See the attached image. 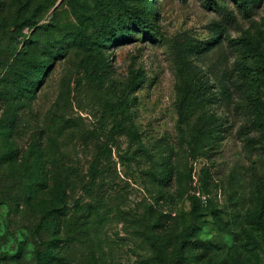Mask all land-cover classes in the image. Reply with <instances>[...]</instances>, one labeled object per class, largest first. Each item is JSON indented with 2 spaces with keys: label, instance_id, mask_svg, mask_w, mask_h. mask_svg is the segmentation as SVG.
<instances>
[{
  "label": "rangeland",
  "instance_id": "1",
  "mask_svg": "<svg viewBox=\"0 0 264 264\" xmlns=\"http://www.w3.org/2000/svg\"><path fill=\"white\" fill-rule=\"evenodd\" d=\"M243 3L0 0V264H264Z\"/></svg>",
  "mask_w": 264,
  "mask_h": 264
},
{
  "label": "trees",
  "instance_id": "2",
  "mask_svg": "<svg viewBox=\"0 0 264 264\" xmlns=\"http://www.w3.org/2000/svg\"><path fill=\"white\" fill-rule=\"evenodd\" d=\"M239 1L242 3V5L244 4L243 3L244 0H239ZM7 10H8V8H6V11ZM15 13L17 14V16L16 15L13 16V20L15 19L16 21H18L22 17V15L24 14V9L23 8L22 9L21 8H17L16 11H15ZM7 16H10V15H7ZM255 101L257 103L258 108L261 110V115L259 117H257V119L253 122V124H257L258 126L260 125V126H263L264 127V102L261 101V99H259V97L255 98ZM1 134H3V132H0V135ZM200 198H201V196H200ZM201 200L203 201L202 198H201ZM156 227H158V229H163L164 228V223L163 222L162 223L161 222H158L156 224ZM163 245L165 247H168L169 246V244H165V243H163Z\"/></svg>",
  "mask_w": 264,
  "mask_h": 264
},
{
  "label": "built area",
  "instance_id": "3",
  "mask_svg": "<svg viewBox=\"0 0 264 264\" xmlns=\"http://www.w3.org/2000/svg\"><path fill=\"white\" fill-rule=\"evenodd\" d=\"M199 195L201 196V194H199ZM201 198L203 199V201H206L207 200V198H206L205 195H202Z\"/></svg>",
  "mask_w": 264,
  "mask_h": 264
}]
</instances>
